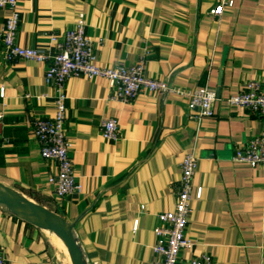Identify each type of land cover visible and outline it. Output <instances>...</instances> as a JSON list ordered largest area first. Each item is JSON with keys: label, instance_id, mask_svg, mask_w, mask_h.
Masks as SVG:
<instances>
[{"label": "crops", "instance_id": "crops-1", "mask_svg": "<svg viewBox=\"0 0 264 264\" xmlns=\"http://www.w3.org/2000/svg\"><path fill=\"white\" fill-rule=\"evenodd\" d=\"M16 2L20 46H46L84 13L97 66L142 59L147 77L180 89L207 86L214 116L196 120L184 97L144 89L129 103L110 102L105 78L70 77L64 133L80 191L58 199L47 182L56 166L41 158L32 131L36 120L54 115L47 63L5 60L0 45V184L71 226L85 264H151L157 215L173 210L180 165L191 152L201 197L191 203L185 236L192 247L181 258L264 264V169L232 161L264 119L225 102L247 81L264 88V0H234L219 16L209 12L218 0ZM8 15L0 9V25ZM104 118L117 120L116 141L100 136ZM0 256L6 264H68L54 234L1 206Z\"/></svg>", "mask_w": 264, "mask_h": 264}, {"label": "built area", "instance_id": "built-area-1", "mask_svg": "<svg viewBox=\"0 0 264 264\" xmlns=\"http://www.w3.org/2000/svg\"><path fill=\"white\" fill-rule=\"evenodd\" d=\"M16 3V0H0V9L5 8L9 11V15L0 25V45L4 49L5 60L24 59L47 63L44 78L53 89L54 115L52 118L36 120L32 131L39 145L41 158L53 162L56 166L55 174L47 180L53 187L56 198L62 199L80 191L69 157L71 144L64 133L65 83L70 77L105 78L108 82L110 102L129 103L140 90L144 89L148 92L172 93L184 97L188 108L195 112L192 118L196 120L214 116L215 94L207 86L180 89L169 81L147 77L144 75L142 59L130 65L118 63L112 67L97 66L96 50L85 33L84 13L77 15L73 27L67 29L61 37L50 34L46 46H20L16 42L20 19ZM233 3L234 0H218L217 5L209 12L219 16L224 6L232 7ZM0 95L3 96V87L0 88ZM225 102L230 107L239 108L264 119V88L257 80L247 81L242 91L230 95ZM100 136L106 141H116L117 120L102 119ZM232 161L246 164L252 169H264V125L258 136L251 138L242 148L235 151ZM196 167V156L191 152L187 153L180 165V179L174 208L171 212L157 215L158 225L153 230L156 243L152 248L155 260L151 264H214L208 254H201L188 260L181 258V253L192 247V243L185 236L188 218L192 211L191 203L201 197V190H195L193 187ZM0 264H6L2 256H0Z\"/></svg>", "mask_w": 264, "mask_h": 264}, {"label": "water", "instance_id": "water-1", "mask_svg": "<svg viewBox=\"0 0 264 264\" xmlns=\"http://www.w3.org/2000/svg\"><path fill=\"white\" fill-rule=\"evenodd\" d=\"M0 206L18 220L59 238L67 250L71 264H85L81 251L72 236V227L60 216L1 184Z\"/></svg>", "mask_w": 264, "mask_h": 264}, {"label": "bare ground", "instance_id": "bare-ground-1", "mask_svg": "<svg viewBox=\"0 0 264 264\" xmlns=\"http://www.w3.org/2000/svg\"><path fill=\"white\" fill-rule=\"evenodd\" d=\"M58 239H59V238H58ZM59 240H60V239H59ZM60 242L62 243V241H61V240H60ZM62 245H63V247H64V250H65V252L67 253V250H66V248H65V246H64V244H63V243H62ZM67 257H68V258H67V260H66V261H67V263H68V264H71V263H70L69 256H68V253H67Z\"/></svg>", "mask_w": 264, "mask_h": 264}]
</instances>
